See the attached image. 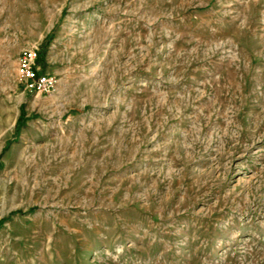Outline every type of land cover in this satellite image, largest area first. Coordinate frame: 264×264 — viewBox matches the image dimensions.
<instances>
[{
    "label": "rangeland",
    "instance_id": "rangeland-1",
    "mask_svg": "<svg viewBox=\"0 0 264 264\" xmlns=\"http://www.w3.org/2000/svg\"><path fill=\"white\" fill-rule=\"evenodd\" d=\"M0 264H264V0H0Z\"/></svg>",
    "mask_w": 264,
    "mask_h": 264
},
{
    "label": "built area",
    "instance_id": "built-area-1",
    "mask_svg": "<svg viewBox=\"0 0 264 264\" xmlns=\"http://www.w3.org/2000/svg\"><path fill=\"white\" fill-rule=\"evenodd\" d=\"M38 51L36 48L25 49L18 58L17 72L20 81L28 91L37 95H50L55 92L59 79L51 73H38Z\"/></svg>",
    "mask_w": 264,
    "mask_h": 264
},
{
    "label": "trees",
    "instance_id": "trees-1",
    "mask_svg": "<svg viewBox=\"0 0 264 264\" xmlns=\"http://www.w3.org/2000/svg\"><path fill=\"white\" fill-rule=\"evenodd\" d=\"M19 123H20V122L18 121L17 126L19 125Z\"/></svg>",
    "mask_w": 264,
    "mask_h": 264
}]
</instances>
